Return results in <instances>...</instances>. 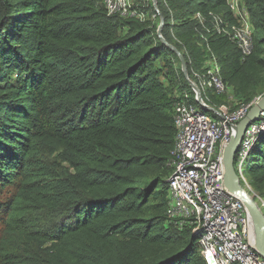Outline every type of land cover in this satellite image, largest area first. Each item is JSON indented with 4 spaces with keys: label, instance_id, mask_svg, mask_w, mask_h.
Wrapping results in <instances>:
<instances>
[{
    "label": "trees",
    "instance_id": "1",
    "mask_svg": "<svg viewBox=\"0 0 264 264\" xmlns=\"http://www.w3.org/2000/svg\"><path fill=\"white\" fill-rule=\"evenodd\" d=\"M241 2L247 56L217 33L234 22L227 0H155L157 13L137 0L144 21L98 0H0V189L18 179L1 211L0 264H205L166 209L174 105L187 94L207 111L157 29L162 17L191 81L216 61L234 111L264 95V0ZM234 169L264 213V129Z\"/></svg>",
    "mask_w": 264,
    "mask_h": 264
},
{
    "label": "built area",
    "instance_id": "2",
    "mask_svg": "<svg viewBox=\"0 0 264 264\" xmlns=\"http://www.w3.org/2000/svg\"><path fill=\"white\" fill-rule=\"evenodd\" d=\"M107 15L135 18L144 21L143 13L134 10L131 0H98ZM234 22L217 29L233 42L243 56L252 49V30L241 0H227ZM154 17L156 15H153ZM220 22V21H219ZM203 71L195 74L190 82L199 90L226 94L219 67L212 58L205 62ZM194 100L196 101L195 95ZM202 100V99H201ZM203 109L208 107L214 118H208L190 97L184 94L173 108L175 143L170 153L172 174L168 180V203L166 217L178 230L189 229L197 237L199 256L205 264H264L255 251L252 225L239 199L230 194L223 185L222 153L230 141L232 128L251 108L240 105L230 111L224 107H210L202 100ZM264 125L249 128L236 155L238 167L246 157L251 137Z\"/></svg>",
    "mask_w": 264,
    "mask_h": 264
},
{
    "label": "water",
    "instance_id": "3",
    "mask_svg": "<svg viewBox=\"0 0 264 264\" xmlns=\"http://www.w3.org/2000/svg\"><path fill=\"white\" fill-rule=\"evenodd\" d=\"M152 7L157 13L155 0H151ZM163 24L162 17H159V25L157 29V36L160 41L169 49L174 51L180 59L181 71L183 77L187 81L189 87L193 91L196 101L202 105V100L199 90L190 82L187 77L185 64L180 57V54L168 44L164 42L161 37V28ZM207 112H213L208 107L203 108ZM264 114V95L249 109L246 115L232 128V135L227 146L222 153L223 163V185L226 190L235 196L243 204L252 225V235L254 242L252 243L257 254L264 259V213L262 206L259 204L255 195L250 194L244 187L240 185L239 178L234 169L235 157L241 149V144L250 127L259 121V118Z\"/></svg>",
    "mask_w": 264,
    "mask_h": 264
},
{
    "label": "rangeland",
    "instance_id": "4",
    "mask_svg": "<svg viewBox=\"0 0 264 264\" xmlns=\"http://www.w3.org/2000/svg\"><path fill=\"white\" fill-rule=\"evenodd\" d=\"M136 1L137 0H131L132 8H133V5L136 4L135 3ZM144 17H145V19H148V15L147 14L144 15ZM150 19L151 20H156V17H154L153 14H150ZM202 93H203V95L205 96V98L207 100H208L209 95L211 97H213L215 100H221V104L220 105H215L214 106L215 108H219V106L220 107H224V108H230L231 106H235V104H236L235 103L236 100L234 99L232 94L229 95L227 93V95H225L224 97H221V95H218L214 91H210L208 89H202ZM260 98L261 97L256 98L252 103H250V106L252 107ZM204 114L210 119L214 118V115L211 112H204ZM47 154L48 155H45L44 160L46 162H49V163H51V161H53L55 158L59 157V155L56 152L51 151V150H49L47 152ZM245 176H246V181L250 183L251 180H250L249 175H248L247 172L245 173ZM17 188H18V179H16L14 181V184L12 186L0 189V221L5 219V217L7 215V211H5L4 216H3V212L1 213V211L3 209H5V205L4 204L6 203L7 200L9 201L10 199H12L14 197V195L16 194ZM2 231H3V224L0 223V238L2 236ZM195 256L196 257L199 256V248L196 249Z\"/></svg>",
    "mask_w": 264,
    "mask_h": 264
},
{
    "label": "bare ground",
    "instance_id": "5",
    "mask_svg": "<svg viewBox=\"0 0 264 264\" xmlns=\"http://www.w3.org/2000/svg\"><path fill=\"white\" fill-rule=\"evenodd\" d=\"M251 242H252V243L254 242V239H253V235H252V239H251Z\"/></svg>",
    "mask_w": 264,
    "mask_h": 264
}]
</instances>
